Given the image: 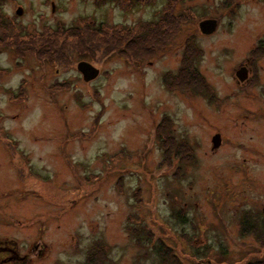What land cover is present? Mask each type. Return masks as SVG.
<instances>
[{
  "label": "rangeland",
  "instance_id": "obj_1",
  "mask_svg": "<svg viewBox=\"0 0 264 264\" xmlns=\"http://www.w3.org/2000/svg\"><path fill=\"white\" fill-rule=\"evenodd\" d=\"M207 17L217 27L202 34ZM0 18L9 39L75 36L79 21L91 34L100 23L175 19L163 49L136 60L116 48L97 60L75 52L65 69L0 47V247L10 264H89L95 246V264H164L159 241L182 264L264 257L241 235L242 218L264 205V0H0ZM188 42L201 48L195 65L213 100L165 84ZM251 58L244 86L232 75ZM80 60L98 76L84 81ZM162 118L182 157L166 160Z\"/></svg>",
  "mask_w": 264,
  "mask_h": 264
},
{
  "label": "trees",
  "instance_id": "obj_2",
  "mask_svg": "<svg viewBox=\"0 0 264 264\" xmlns=\"http://www.w3.org/2000/svg\"><path fill=\"white\" fill-rule=\"evenodd\" d=\"M174 21L175 19L170 18L163 25H158V22L154 21L145 22L136 28L130 27L126 30H123V27L117 24L100 23L97 31H89L92 32L91 34L87 32L89 25L86 21H79V26L73 27L75 36L72 35L71 29L69 30L71 33L67 32L64 36L60 31L58 33H50V30L47 29L37 34V36L30 35L28 38L23 39L19 38L18 35L12 34V39H9V34L6 32V19L3 18L2 20L0 18V47L14 50L19 56L29 52L41 62L55 63L65 69L74 66L75 52H79L80 59L91 56V58L97 60V51L100 52V55H105V53L112 52L116 48L119 54L131 57V60H136L149 57V55H153L163 49L172 39L168 30L170 28L169 25ZM69 35L72 37H69ZM95 37H97V41L93 40ZM107 38L110 40L107 41ZM108 46L110 47L109 49H107ZM200 51L201 48L192 42L185 44L178 71L174 74L166 73L164 77L165 84L169 89L181 91L184 89L197 93L201 89H208L195 65ZM261 53L262 50H260ZM58 85L55 86L60 88L63 84L58 83ZM167 120L162 118L159 123V127L163 126V132L158 129V137L161 138L163 135L162 146L166 160L169 159L171 151L175 153V157H182L181 154L186 153L184 146H177L176 142L173 144ZM241 221H243V223L241 222V235L249 234L250 237L257 239L259 244L262 245L261 247H264V215L262 213L258 214L253 220L245 216ZM158 243L157 245L153 244V246L161 263L182 264L179 257L172 250L161 241ZM94 249L95 251L88 257L89 264H95L97 255L100 259L101 249H97V246ZM243 264H264V257H250Z\"/></svg>",
  "mask_w": 264,
  "mask_h": 264
},
{
  "label": "water",
  "instance_id": "obj_3",
  "mask_svg": "<svg viewBox=\"0 0 264 264\" xmlns=\"http://www.w3.org/2000/svg\"><path fill=\"white\" fill-rule=\"evenodd\" d=\"M22 8L18 7L16 9V14H21ZM217 19L216 18H203L198 22V28L202 34H210L215 31L217 27ZM77 71L81 74L84 81H90L94 78H96L99 74V68L94 66L92 63L86 61V60H80L76 64ZM237 75L240 78H243L244 75H240V71H236ZM212 148H217L220 143V134H215L212 136ZM262 213L264 214V205L262 206Z\"/></svg>",
  "mask_w": 264,
  "mask_h": 264
},
{
  "label": "flooded vegetation",
  "instance_id": "obj_4",
  "mask_svg": "<svg viewBox=\"0 0 264 264\" xmlns=\"http://www.w3.org/2000/svg\"><path fill=\"white\" fill-rule=\"evenodd\" d=\"M180 59H181V57H180ZM253 61L254 60H252V58H251V60H248L247 63L246 62H242V63L238 64L237 68L234 69V72H233L232 76L235 77L237 83H240V84L245 86V85L250 84L252 82V80L254 78ZM179 65H180V61H179ZM179 65H178L177 70L174 73H176L178 71ZM237 70L240 71V75H244L243 78H240L237 75V73H236ZM198 94H201L203 96L208 95L207 97L210 100H213L214 92L209 87H208V89H201L198 92ZM10 257H11V255H10V250H9L8 246L0 247V264H10V261H11ZM18 257H19V255L17 254V252L16 253H12V260L13 261L16 258H18Z\"/></svg>",
  "mask_w": 264,
  "mask_h": 264
}]
</instances>
